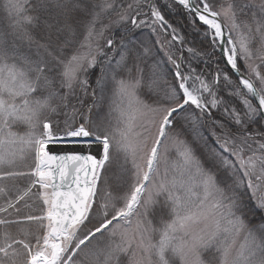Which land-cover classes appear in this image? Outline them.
<instances>
[{
  "label": "snow or ice",
  "instance_id": "6c2138e0",
  "mask_svg": "<svg viewBox=\"0 0 264 264\" xmlns=\"http://www.w3.org/2000/svg\"><path fill=\"white\" fill-rule=\"evenodd\" d=\"M175 2L222 47L238 78L223 74L224 91L239 107L217 95L221 72L208 81L191 63L182 68L183 55L172 50L182 37L155 0L0 5L9 20L0 30V182H11L0 186V264H264V222L250 225L238 196L247 188L264 209V0L219 10L208 0ZM145 27L171 37L157 43L174 82L163 76L156 53L134 38ZM187 51L192 59L202 55ZM98 65L92 89L87 74ZM96 89L110 93L115 123L92 119L95 103L86 111L71 103L77 91L95 98ZM205 118L216 147L202 136ZM184 125L203 141V158L182 138ZM65 145L88 151L58 154L50 147ZM118 158L121 176L131 165V183L114 195L101 177ZM22 177L30 178L23 187ZM34 198L41 214L23 212ZM157 207L168 217L161 215L159 225Z\"/></svg>",
  "mask_w": 264,
  "mask_h": 264
},
{
  "label": "trees",
  "instance_id": "16d2710c",
  "mask_svg": "<svg viewBox=\"0 0 264 264\" xmlns=\"http://www.w3.org/2000/svg\"><path fill=\"white\" fill-rule=\"evenodd\" d=\"M5 2V0H0V5H2ZM155 3L159 10L162 12V14L165 16V18L173 25L174 28L177 30V35L182 37L183 46L186 48H192L195 50V52L201 53L202 55L196 57L195 59H192L190 54L188 52H183V57L187 66L189 63L193 67L196 68L197 72L203 73V75L206 77L208 81H211L215 75L216 72H221V81H220V87L221 91L218 92L217 95L224 96L226 99H232L233 103L236 104L237 107H239V101L235 98H231L227 96V93L224 91V80H223V74H227L231 80L238 81L234 79V77L231 75V73L228 71V69L224 68L221 58H219V55L216 51L213 49V44L211 43L210 37L205 35V29L204 27H200L197 22H193L194 17L189 16L185 10L182 7H179L177 4L172 2L171 0H155ZM144 11H147V8L144 9ZM250 19V17H241V19ZM8 24L9 20L5 17L4 13L0 11V30L7 31L8 30ZM192 30H196L198 35L196 36L197 40L192 37L189 32ZM117 42L120 39V29H115L112 33ZM155 34L151 31L150 28H142L140 30H137L134 33V38H139L142 40L148 47H150L153 52L156 53L155 59L161 61L160 68L161 72L164 77H166L169 81L174 82L173 80V71L174 68L170 63H167L166 57L164 56L163 52L160 51L159 44L154 39ZM174 49H172L174 52L177 53V55L181 54V51L179 47L174 43ZM152 60L149 59L148 63H151ZM242 68V66L240 65ZM146 72H147V65L145 66ZM244 70V68H242ZM261 71L264 73V66H261ZM100 74V66L98 65L96 68L90 70V72L87 74L89 78V83L92 87V89H95V80ZM96 98H95V104L97 107H94L91 113L92 119H104V120H110L113 123L116 122V119L118 118V113L115 111H111L110 105L112 103L111 101V95L108 92H105L101 94L99 89H96ZM92 98V95L85 94L83 92L77 91V94L75 97L71 98V103L75 105L77 108L81 109L82 106L89 101V99ZM144 98L149 99V95L147 93H144ZM213 113V117L216 120H223L224 116L220 113V111L216 110ZM59 119H63V116L59 117ZM191 125H184L181 127L180 131L182 133V138L187 140L196 150V154L203 158V149L202 144L203 141H197L194 140L193 133L191 131ZM210 127H211V121L205 120L201 124V133L204 138H206L207 143L212 146L216 147L215 142L210 134ZM259 127V123H258ZM23 131V129H21ZM255 147V145H254ZM171 157H174V153H170ZM122 158H118L117 162L113 163L111 166H106L105 173L102 174L101 179V185L104 184L105 179L108 183V188L110 191L113 192L114 195H121L124 192L128 190V187L131 183V165L128 164L125 167L128 169L127 172L123 173V175H120V169L119 164H121ZM31 164V158L28 159L27 165ZM21 170H27L26 165H21ZM111 177V179L109 178ZM28 177H22L18 178L17 183L23 187L24 185H27ZM219 179L221 181V186H224V183L226 181V174L224 172L219 173ZM8 183L11 185V182H0V185ZM120 188V189H118ZM126 189V190H125ZM99 193V188H98ZM259 195V194H258ZM238 196L240 200L242 201L243 205V212L245 215V218L249 222L250 225L255 226L262 222H264V209H260L257 207L255 199L251 196L250 191L247 188H241V190L238 192ZM163 198H161L162 200ZM32 204L31 208H25L23 209V212L25 213H31L33 215H39L41 214V205L40 201L38 199L34 198V202L30 201ZM2 205V203H0ZM6 215V214H5ZM163 215L164 219H167L166 210H163L160 207H157L155 210V215L153 216V222L154 224L159 225V218ZM15 230V229H14ZM33 231H35V226H33ZM241 242L243 241L244 237L243 234L240 236ZM239 238V239H240ZM95 239V238H94ZM106 239V238H105ZM238 239V240H239ZM100 243H103L102 241ZM208 254H205V259H208Z\"/></svg>",
  "mask_w": 264,
  "mask_h": 264
},
{
  "label": "rangeland",
  "instance_id": "374dc122",
  "mask_svg": "<svg viewBox=\"0 0 264 264\" xmlns=\"http://www.w3.org/2000/svg\"><path fill=\"white\" fill-rule=\"evenodd\" d=\"M249 2H251V0H208V3L211 4V5L213 6L214 10H219V9H221V7L226 8V7L228 6L229 3H233V4H235L236 6H239V5H241V4L249 3ZM259 3H260V0H255V4H256V5H259ZM221 19H223V18H221ZM168 31H169V30H168ZM189 34H190L192 37L194 36V38L197 40L196 36L198 35V33L196 32V30H192L191 32H189ZM154 39H155L156 42H157L158 39H160L161 42H166V41L170 40L171 37H170V36H167V35H164L163 33H161L159 36H158L157 34H155ZM258 39H259V38H257V43H253V45H252V49H253V57H254V58L257 56V51H256V49H257V47H258ZM173 44H174V42H173ZM216 45H217V44H216ZM159 46H160V45H159ZM213 48H214L213 50L216 51V48H215V47H213ZM172 49H174V45H173V48H172ZM238 61H239V63L241 64L242 68L245 69V71L247 72V75H248V71H247V68L245 67V64H244V60H243V58L238 56ZM253 62L256 63V64H261V61H260L259 59H254ZM261 66H264V65H261ZM182 68H183V67H182ZM184 68H185V67H184ZM184 68H183V69H184ZM253 79H255V77H253ZM217 94H218V93H217ZM154 131H155V130L153 129V132H154ZM109 178L111 179L110 176H109ZM101 179H102V177H101ZM0 186H1V185H0ZM118 189H120V188H118ZM125 190H126V189H125ZM258 194H260V193H258ZM1 200H3V199L1 198ZM239 238H240V237H239ZM239 243H241V238L237 241V244H238V245H239Z\"/></svg>",
  "mask_w": 264,
  "mask_h": 264
},
{
  "label": "water",
  "instance_id": "95a60500",
  "mask_svg": "<svg viewBox=\"0 0 264 264\" xmlns=\"http://www.w3.org/2000/svg\"><path fill=\"white\" fill-rule=\"evenodd\" d=\"M173 1H175V0H173ZM201 24V23H200ZM201 25H203V24H201ZM205 26V25H204ZM226 30V29H225ZM221 47V46H220ZM224 48H226L225 47V45L223 46ZM221 58H223V61H224V63H225V66H227V68H229L230 70H231V72L233 73V75L236 77V79H238L237 78V74L231 69V67H230V65H228L227 63H226V56H225V54H224V52H223V50H222V47H221ZM243 73V72H242ZM51 147V150L54 152V153H58V154H64V153H71V152H86V151H88L87 149H85V148H83V147H81V146H73V145H65V146H50ZM91 151H92V154H95L96 156H97V158H99L100 157V155H101V153H100V150H99V148L98 147H96V146H93V148L91 149Z\"/></svg>",
  "mask_w": 264,
  "mask_h": 264
},
{
  "label": "bare ground",
  "instance_id": "6f19581e",
  "mask_svg": "<svg viewBox=\"0 0 264 264\" xmlns=\"http://www.w3.org/2000/svg\"><path fill=\"white\" fill-rule=\"evenodd\" d=\"M57 147V146H56Z\"/></svg>",
  "mask_w": 264,
  "mask_h": 264
}]
</instances>
